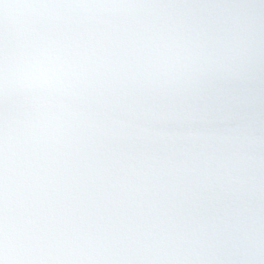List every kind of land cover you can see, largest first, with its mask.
I'll return each instance as SVG.
<instances>
[{"label": "clouds", "instance_id": "1", "mask_svg": "<svg viewBox=\"0 0 264 264\" xmlns=\"http://www.w3.org/2000/svg\"><path fill=\"white\" fill-rule=\"evenodd\" d=\"M0 264H264V0H0Z\"/></svg>", "mask_w": 264, "mask_h": 264}]
</instances>
